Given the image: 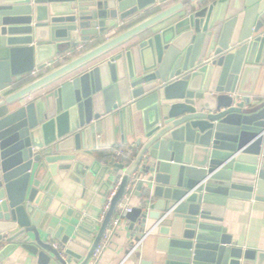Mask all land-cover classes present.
Wrapping results in <instances>:
<instances>
[{"label": "water", "instance_id": "obj_1", "mask_svg": "<svg viewBox=\"0 0 264 264\" xmlns=\"http://www.w3.org/2000/svg\"><path fill=\"white\" fill-rule=\"evenodd\" d=\"M112 125L136 151L100 167L88 157ZM34 164L105 196L120 185L99 223L69 210L53 232L55 187L31 182ZM129 182L123 220L150 264H264L223 226L227 210L264 214V0H0V263L90 264Z\"/></svg>", "mask_w": 264, "mask_h": 264}, {"label": "crops", "instance_id": "obj_2", "mask_svg": "<svg viewBox=\"0 0 264 264\" xmlns=\"http://www.w3.org/2000/svg\"><path fill=\"white\" fill-rule=\"evenodd\" d=\"M206 4L211 3L214 0H201ZM173 2L167 3L165 6L161 5V9L171 5ZM126 25L123 23V26ZM112 33V32H111ZM232 32H230L231 34ZM104 39V38H103ZM94 38L90 39L87 42L93 41ZM73 47V46H72ZM63 47L66 52L72 49ZM36 70L32 74H35ZM248 86L245 85L242 88V91H247ZM18 106H13L11 110L16 109ZM68 127V121H62L60 125H57L55 131L57 133H63ZM113 128V129H112ZM110 129L111 133L106 134L104 126L102 127L101 134L96 136V141L101 145L96 147L97 143L93 142V146L97 149L93 150L92 155L88 157L85 156L83 149L78 151H67L61 153L64 156H79L83 157L85 160L92 158L93 161L99 163L100 167L108 165L111 159H114L115 162L120 163V158L134 157L135 148V137L128 134L124 131V138L121 141V135L117 131H114L112 125ZM113 131V132H112ZM130 151L127 154L126 151ZM121 151L124 153L122 156L116 157V152ZM37 164L33 165V170L31 172L32 179L40 180L42 187L48 181L52 180V186L55 187V196L52 199V203L48 207L46 213L53 217L51 223L48 225L49 228L53 229V232L57 230L61 223L70 220L67 217V211L72 210L74 213L81 212L83 216L89 217L95 220L97 223L101 221L103 209L106 203L105 191L102 188V184L93 185L92 179L85 187L81 184L83 181L79 176L74 175L79 181H74L70 179L69 171L60 170L59 167L55 168L53 173L50 174L47 171H40L38 174H33L37 168ZM98 170V168H97ZM73 173L72 171L70 172ZM105 181V179H103ZM42 201V196L39 200V203ZM139 204V200L133 193L130 196L129 206L135 207ZM76 205H79V209L76 208ZM60 207H63L61 212H59ZM61 215L60 218L56 217V214ZM223 226L227 229V235L232 237V242L236 244L238 248L242 251H254L261 252L264 251V214L259 211L258 208L250 209L248 206L242 211H232L227 210L224 216ZM67 234L66 231L63 232V236ZM132 233L128 230V223L124 220L120 222L118 227L112 231H106V238L103 237L102 241L97 250V257H93L90 264H141L142 261H148L146 264H150V258H144L141 256V247H137L134 252H132V246H130ZM52 239V238H49ZM53 244H58V241H54ZM140 254V256H139ZM72 264L76 262L72 261ZM0 264H38L37 260L27 253L21 250H17L14 253L10 254L3 262ZM241 264H254V262L244 263L241 261Z\"/></svg>", "mask_w": 264, "mask_h": 264}, {"label": "built area", "instance_id": "obj_3", "mask_svg": "<svg viewBox=\"0 0 264 264\" xmlns=\"http://www.w3.org/2000/svg\"><path fill=\"white\" fill-rule=\"evenodd\" d=\"M86 49V42H79L77 45L73 46L72 49L68 52H66L63 57H59L58 61H66V60H70L74 57H76L77 55L85 52ZM128 152H130L129 150L126 151L125 154H127ZM124 155L123 152L118 151L116 152L115 156H122ZM120 185V181H117L116 183H114V185L109 189L108 194L106 196V203L103 209V213H102V217L105 215V213L107 212L109 205H110V201L111 199L114 197L115 193L117 192L118 188ZM134 183L133 182H129L128 185L125 188V194L122 197L120 203L117 205L115 213L113 215V217L111 218L110 224H109V228L107 229V231L112 232L114 231L118 225L120 224V222L124 219L125 215L127 213L130 212L131 207L129 206V200H130V196L134 191ZM106 236V233H105ZM104 236V237H105ZM106 238V237H105ZM56 246V245H54ZM138 247V244H136L133 248H132V252L135 251V249ZM98 250V249H97ZM98 253L96 251V253L94 254L93 257H97Z\"/></svg>", "mask_w": 264, "mask_h": 264}, {"label": "trees", "instance_id": "obj_4", "mask_svg": "<svg viewBox=\"0 0 264 264\" xmlns=\"http://www.w3.org/2000/svg\"><path fill=\"white\" fill-rule=\"evenodd\" d=\"M103 41V39H94L93 41H90V42H86V49H90L96 45H98L99 43H101ZM121 162L123 163H128L130 158H127L126 157H121L120 158Z\"/></svg>", "mask_w": 264, "mask_h": 264}]
</instances>
